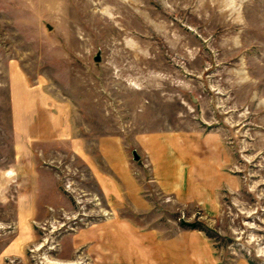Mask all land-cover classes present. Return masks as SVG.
<instances>
[{
    "label": "rangeland",
    "instance_id": "obj_1",
    "mask_svg": "<svg viewBox=\"0 0 264 264\" xmlns=\"http://www.w3.org/2000/svg\"><path fill=\"white\" fill-rule=\"evenodd\" d=\"M97 3L0 0V264H264V0Z\"/></svg>",
    "mask_w": 264,
    "mask_h": 264
},
{
    "label": "crops",
    "instance_id": "obj_2",
    "mask_svg": "<svg viewBox=\"0 0 264 264\" xmlns=\"http://www.w3.org/2000/svg\"><path fill=\"white\" fill-rule=\"evenodd\" d=\"M46 132H44V134H45ZM40 134V133H39ZM153 141L154 140H152V139H148V140H146V142H147V145H149V146H151V143H153ZM151 159L153 160V162H154V164H156V166H158L159 164L158 163H156L155 161H154V155H152L151 156ZM158 164V165H157ZM25 215V214H24ZM132 252H134V249L132 250ZM184 263V262H183ZM105 264V263H104ZM180 264H182V263H180Z\"/></svg>",
    "mask_w": 264,
    "mask_h": 264
},
{
    "label": "bare ground",
    "instance_id": "obj_3",
    "mask_svg": "<svg viewBox=\"0 0 264 264\" xmlns=\"http://www.w3.org/2000/svg\"><path fill=\"white\" fill-rule=\"evenodd\" d=\"M103 1H104V0H97L98 3L96 4V6L98 7V5H99L100 3H102ZM124 4H125V2H124ZM121 8H124L123 4H122ZM121 8H120V9H121Z\"/></svg>",
    "mask_w": 264,
    "mask_h": 264
},
{
    "label": "water",
    "instance_id": "obj_4",
    "mask_svg": "<svg viewBox=\"0 0 264 264\" xmlns=\"http://www.w3.org/2000/svg\"><path fill=\"white\" fill-rule=\"evenodd\" d=\"M95 60L98 61V58H96ZM132 155H133V159H134V160H137V159H138L137 155H136L134 152H133Z\"/></svg>",
    "mask_w": 264,
    "mask_h": 264
}]
</instances>
